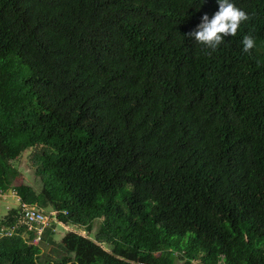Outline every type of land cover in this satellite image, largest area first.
<instances>
[{"label": "trees", "instance_id": "obj_1", "mask_svg": "<svg viewBox=\"0 0 264 264\" xmlns=\"http://www.w3.org/2000/svg\"><path fill=\"white\" fill-rule=\"evenodd\" d=\"M202 2L0 0V264H264V0H232L215 50L187 35ZM29 148L37 187L14 182Z\"/></svg>", "mask_w": 264, "mask_h": 264}, {"label": "clouds", "instance_id": "obj_2", "mask_svg": "<svg viewBox=\"0 0 264 264\" xmlns=\"http://www.w3.org/2000/svg\"><path fill=\"white\" fill-rule=\"evenodd\" d=\"M216 2L218 4V10L215 11L211 17H209L207 13L203 14L195 29L187 34L194 42L203 45L204 48L209 50L217 49V47L224 42L226 37L234 36L241 22L248 19L246 12L236 7L232 0H216ZM203 3L204 0L202 4ZM241 44V51L248 53L254 46V40L249 35H243ZM8 192H12V190ZM32 208L41 211V208L35 206ZM47 225L49 226V224ZM33 227H35V225L32 227L29 226L30 229ZM35 229L37 234L38 229L36 227ZM37 237H39L38 234Z\"/></svg>", "mask_w": 264, "mask_h": 264}, {"label": "rangeland", "instance_id": "obj_3", "mask_svg": "<svg viewBox=\"0 0 264 264\" xmlns=\"http://www.w3.org/2000/svg\"><path fill=\"white\" fill-rule=\"evenodd\" d=\"M35 149L29 148L21 155V157L16 161L18 165L19 174L14 179L15 184L22 182H30L33 186L37 187L38 183L35 178L36 165L33 161V153ZM33 177H32V176ZM32 177V178H31ZM37 183V184H36ZM19 205L18 196L14 191L12 192H2L0 193V218H3L11 208L17 207ZM49 224H40L37 230V237L33 243L39 244L42 248L41 256L44 260L52 259L56 260L60 258L64 253L65 249L62 246L61 237L65 234V228L62 225L57 224L55 221L46 222ZM97 227V226H96ZM64 228V229H63ZM73 231H78L80 234L85 235L83 230H79L78 227H70ZM45 231V232H44ZM44 232L41 239V235ZM54 237V238H53ZM194 264H201L199 261L194 262Z\"/></svg>", "mask_w": 264, "mask_h": 264}, {"label": "built area", "instance_id": "obj_4", "mask_svg": "<svg viewBox=\"0 0 264 264\" xmlns=\"http://www.w3.org/2000/svg\"><path fill=\"white\" fill-rule=\"evenodd\" d=\"M23 209H24V215L26 218L27 225L30 227L35 225V227L38 229L40 224H47L46 222H48V219L50 218V214L48 216H45L38 209L29 207L25 204H23Z\"/></svg>", "mask_w": 264, "mask_h": 264}]
</instances>
